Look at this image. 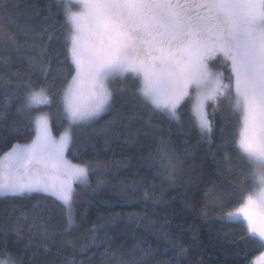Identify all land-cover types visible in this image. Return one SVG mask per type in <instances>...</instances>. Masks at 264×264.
<instances>
[{
	"label": "snow or ice",
	"instance_id": "1",
	"mask_svg": "<svg viewBox=\"0 0 264 264\" xmlns=\"http://www.w3.org/2000/svg\"><path fill=\"white\" fill-rule=\"evenodd\" d=\"M55 5L57 11L53 13L49 3V14L40 32L31 27L22 36L0 31V44L5 49L17 55L32 53L22 57L28 63V72L14 88L0 70V88H13L0 97V120L7 119L15 101L14 115L18 119L8 127V134H21L26 127L35 133L30 142L11 143L0 154V197L44 193L61 202L66 210L64 224L59 228L50 227L43 218L39 224L29 225V244L35 234L40 238L37 246L47 252L49 244H55L60 237L62 243L72 247L63 264H77L76 253L86 252L90 246L104 248L101 264H145L160 251L151 245L145 247L142 240L126 252L122 245L112 249L107 235L98 243L95 234L114 224L116 215L102 217L98 226L93 225L89 244H81L77 249L72 239H64L75 227L72 206L78 193L74 185L90 188L92 170L103 163L73 162L68 157L79 159L87 151L89 142L78 141L79 131L112 110L116 90L110 82L131 78L138 81L133 94L139 97L140 104L169 121L180 123L181 109L191 101L192 122L209 143L215 130L218 102L229 99L231 113L238 116V128L224 137L223 144L234 145L237 154L252 166L249 172L258 181L260 191L257 195L249 194L244 203L224 212L217 220L242 225L246 238L256 242L254 249L264 248V0H55ZM58 15L63 19H55ZM45 37L48 43L41 45L39 42ZM54 38L62 41L66 51L65 59L57 61L55 68L56 76L65 80L56 121L63 129L58 139L52 134L51 114H36L39 107L53 104L51 88L55 77L53 82H48V77L53 71L54 55L59 53H50L48 44ZM10 59L0 56V69ZM217 60L221 67L226 65L229 69L227 82L223 71L210 67ZM65 62L70 69L63 67ZM34 72H39L45 82L37 84L32 79ZM111 123L106 122L102 130L106 131ZM9 135L0 137L6 145ZM145 159L150 166L157 163L172 179L182 154L161 137L156 153ZM222 160L230 170L232 155L225 152ZM100 183L98 180L97 184ZM209 195L205 194L206 199ZM221 195L226 203L229 194ZM149 196L145 191L144 198ZM6 229V225L0 224V230ZM23 230L22 225L16 228L18 234ZM162 234L165 238L169 235ZM173 239L178 241L179 237ZM178 247V243L169 241L163 252ZM186 252L187 248H180L177 258ZM36 255L34 252L33 256ZM0 257V264H22V257L6 244L0 246ZM79 264L85 262L81 260ZM254 264H264V253Z\"/></svg>",
	"mask_w": 264,
	"mask_h": 264
},
{
	"label": "trees",
	"instance_id": "2",
	"mask_svg": "<svg viewBox=\"0 0 264 264\" xmlns=\"http://www.w3.org/2000/svg\"><path fill=\"white\" fill-rule=\"evenodd\" d=\"M49 3L52 4L51 11L56 13L55 0H3L0 3V31L22 36L31 27L40 32L45 26L44 18L49 14ZM55 19L62 20L63 17L58 15ZM39 43H48L46 37ZM48 48L50 53H59L54 55L53 71L48 77V82H53L55 77L54 87L51 88L53 104L51 107H39L36 113L51 114L52 133L58 136L63 130L56 121L62 107L60 90L65 80L56 76L55 68L57 61L65 59L66 51L62 41L55 38ZM30 54L24 52L17 55L0 44V56L11 58L10 63L0 70L12 81L13 88L26 78L28 63L22 57ZM63 67L71 68L67 62ZM210 67L223 71L227 82L229 69L226 65L221 67L217 60ZM32 79L37 84L45 82L39 72H34ZM137 86L138 81L131 78L111 81L110 87L116 90L112 110L90 127L79 131L78 141L89 142L87 151L79 159L68 158L73 162L93 160L103 163L92 170L90 188L74 185L78 193L72 206L75 227L64 239H72L77 249L81 244H89L93 235L89 230L93 225L98 226L102 217L116 215L114 224L95 234L99 238L97 242L103 241L107 235L110 237L107 243L112 249L122 245L126 252L141 240L145 247L151 245L160 249L145 264H160L169 260L171 264H250L264 248L254 249L256 242L246 238V229L242 225L217 220L224 212L242 204L254 180L249 172L252 166L237 154L235 146L223 144L224 137L238 128V116L231 113L229 99L218 102L215 130L209 143L192 122L189 113L191 101L181 109L183 118L180 123L169 121L164 115L140 104L139 97L133 94ZM13 88H0V97ZM121 88L124 90L120 91ZM16 91L22 92L23 89ZM16 104L14 101L7 119L0 120V137L9 135L8 127L18 119L14 115ZM108 121L112 123L106 131L102 130ZM33 136L31 127H26L21 134L9 135L7 145L0 140V154L11 143H27ZM161 137L182 154L172 179L160 170L157 163L150 166L145 159L156 153ZM225 152L233 157L230 170L222 160ZM98 180L102 181L99 185ZM145 191L150 194L148 199L144 198ZM222 192L229 194L226 203ZM206 193L210 194L207 199ZM205 204L208 205L206 209ZM65 211L61 202L44 193L0 197V224L7 226L6 231L0 230V246L6 244L18 253L22 264H63L65 254L71 253L72 247L57 237V242L49 244V250L45 252L43 247L37 246L39 236L33 234L29 244L28 226L39 224L43 218L50 227L59 228L64 224ZM20 225L24 230L18 234L16 228ZM162 233L169 235L165 238ZM176 236L178 241L173 239ZM169 241L178 243L179 247L165 254L163 249L169 246ZM180 248H187V252L180 253L177 258ZM103 251V247L90 246L86 252H77L75 259L77 264L81 260L85 264H101L100 253ZM34 252L38 255L33 256Z\"/></svg>",
	"mask_w": 264,
	"mask_h": 264
},
{
	"label": "rangeland",
	"instance_id": "3",
	"mask_svg": "<svg viewBox=\"0 0 264 264\" xmlns=\"http://www.w3.org/2000/svg\"><path fill=\"white\" fill-rule=\"evenodd\" d=\"M75 10V9H74ZM215 70V69H214ZM192 92H193V96H194V90H192ZM39 113H41V112H37L36 114H39ZM53 134V133H52ZM34 135H35V133H34ZM60 135V134H59ZM59 135L58 136H55L54 134H53V136L55 137V138H59ZM30 142V141H29ZM253 177H254V175H253ZM259 191H260V185H259V183H258V181H256L255 180V177H254V180H253V187H252V189L249 191V193L245 196V198L249 195V194H252V195H257L258 193H259ZM245 198H244V200H243V202L242 203H244L245 202ZM240 206V205H239ZM238 206V207H239ZM236 209V208H235ZM234 209V210H235ZM72 212H73V209H72ZM262 253H264V250H263V252ZM261 253V254H262ZM260 254V255H261ZM259 255V256H260ZM259 256H257V257H259ZM257 257H255L251 262H250V264H254V261H255V259L257 258Z\"/></svg>",
	"mask_w": 264,
	"mask_h": 264
}]
</instances>
